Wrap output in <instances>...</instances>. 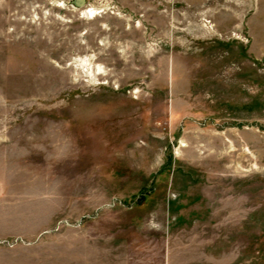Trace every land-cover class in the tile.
<instances>
[{"label":"rangeland","instance_id":"obj_1","mask_svg":"<svg viewBox=\"0 0 264 264\" xmlns=\"http://www.w3.org/2000/svg\"><path fill=\"white\" fill-rule=\"evenodd\" d=\"M0 264H264V0H0Z\"/></svg>","mask_w":264,"mask_h":264},{"label":"water","instance_id":"obj_2","mask_svg":"<svg viewBox=\"0 0 264 264\" xmlns=\"http://www.w3.org/2000/svg\"><path fill=\"white\" fill-rule=\"evenodd\" d=\"M86 0H75V5L78 7H82L83 5H85Z\"/></svg>","mask_w":264,"mask_h":264},{"label":"bare ground","instance_id":"obj_3","mask_svg":"<svg viewBox=\"0 0 264 264\" xmlns=\"http://www.w3.org/2000/svg\"><path fill=\"white\" fill-rule=\"evenodd\" d=\"M86 15L96 17L97 13H94L93 11H91V12H87Z\"/></svg>","mask_w":264,"mask_h":264}]
</instances>
